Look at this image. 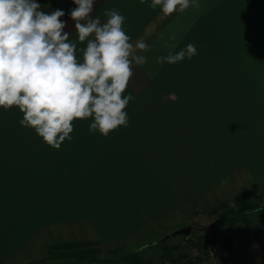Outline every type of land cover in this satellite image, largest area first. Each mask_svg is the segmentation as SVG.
I'll use <instances>...</instances> for the list:
<instances>
[{
    "label": "crops",
    "instance_id": "crops-1",
    "mask_svg": "<svg viewBox=\"0 0 264 264\" xmlns=\"http://www.w3.org/2000/svg\"><path fill=\"white\" fill-rule=\"evenodd\" d=\"M37 2L46 11L62 9L65 31L76 40L68 15L75 7L71 0ZM112 8L125 16L133 42L143 37L149 44L147 63L134 67L125 93L134 96L126 108V127L103 137L89 130L90 119L77 120L73 138L52 149L20 126L18 110L0 109V264L25 260L36 238L59 227L80 230L96 249L123 241L155 249L194 224L197 213L213 204L212 197L235 202L247 193V203L264 198V60L255 66L260 71H249L254 60L235 53L264 49V0H199V7L167 18L138 0H97L93 15L103 22L105 9ZM189 43L197 47L191 60L157 63ZM253 211L248 227L255 239L243 237L240 245L223 249L213 257L221 264L234 263L228 256L240 248L250 256L236 264H264V227L261 241L257 232L262 211ZM229 224L220 227L222 234L233 232ZM179 246L165 247L161 259L189 264ZM134 253L135 248L129 251ZM61 257L38 262L67 264L74 258ZM205 259L215 261L203 256L196 264L209 262ZM145 260L153 264L150 255Z\"/></svg>",
    "mask_w": 264,
    "mask_h": 264
},
{
    "label": "clouds",
    "instance_id": "clouds-1",
    "mask_svg": "<svg viewBox=\"0 0 264 264\" xmlns=\"http://www.w3.org/2000/svg\"><path fill=\"white\" fill-rule=\"evenodd\" d=\"M138 2L159 8L161 18L199 7V0ZM71 3L75 7L68 15L76 40L65 31L62 9L46 11L37 0H0V109L18 110L20 126L52 149L73 138L77 120L90 119L89 130L103 137L126 127V108L134 96L125 93L134 67L148 60L149 44L143 37L132 41L120 10L105 9L102 22L93 15L97 0ZM196 55V45L189 43L157 63L175 65Z\"/></svg>",
    "mask_w": 264,
    "mask_h": 264
},
{
    "label": "rangeland",
    "instance_id": "rangeland-1",
    "mask_svg": "<svg viewBox=\"0 0 264 264\" xmlns=\"http://www.w3.org/2000/svg\"><path fill=\"white\" fill-rule=\"evenodd\" d=\"M260 21L264 27V16L260 18ZM261 33H264V31H260V47L263 46V41L261 40V37L263 35ZM235 35L237 39H240V37L243 35V31L242 30L235 31ZM247 47L250 49L249 45ZM235 53L236 54H246L250 56L251 59L254 60V62H249V67H248L250 69L249 71H260V68L256 69L255 66H260V59L262 61L264 60V49H262V51L258 49L256 54H254L252 51H244V50H238ZM252 63H255V64H252ZM226 197L227 196H219L216 198L212 197V199L214 200L213 204L210 206L205 205L207 206V208L197 213V215L199 214L198 217L200 216L199 219H197L198 223L196 220L194 224H191L188 226V227H192V232H191L192 234L190 235H192L193 238H191V241L196 243V245H191L192 243L188 244L186 240H184L183 242L181 241L180 236H176L173 238V240L169 241L168 243L164 242L162 245H156L157 247H155V249L151 248L147 250V247H146L144 252H137L134 254H129V251L133 250L134 248L135 249L139 248L141 244L139 243L138 245H135L133 241H123L122 243H119L118 245H112L107 248L96 249V248H93L94 245H90V243L88 242V240L86 239V237L83 235V233L80 230L78 231L73 230V232L70 233L67 231L66 227H59L57 229L49 230V232L51 233L48 236L46 235V232H44L38 238H36V240H34V242H32V244L28 247L29 250L25 251L27 252L26 255L31 254L30 256L25 257L24 258L25 260L19 259L18 262L14 260L13 262H10L9 264H24V262L26 264L28 261H32V264H53L54 261H51V262H48V261L38 262V261L44 260V258L46 257L48 260H52L54 257L60 256L62 254H65L66 256L61 257V258H66V257L70 258V256H73L74 258H71L70 260L69 258L66 259V260L72 261L73 264H145L146 263L145 257L148 255H150V257L152 258L153 264H170L169 259L164 260V259H161L160 257V255L162 254V250L165 247L168 248V251L177 250L178 244H180L179 246L181 247V249L179 248L180 250H182L184 244H186L185 249L191 248V247L200 248L197 246L198 244L202 245V247L204 248L207 244L206 243L202 244V239L204 237H207L208 233H213L215 237L218 235H230L233 233L232 235L237 236L238 239L251 236L252 240H254L255 239L254 233L250 234L252 230H250L251 227H248V226L250 225L252 221H254V212L256 211H252L248 207L245 208V211L243 212V215H242V219H237V222H235V224L233 225L232 227L233 232L231 233L227 232L225 234H222L220 232L221 231L220 227L227 224L229 221H226L223 225H220L217 228L213 227L219 224L220 215L226 213L232 207L234 203L233 200L226 201L227 199ZM209 198H211V196ZM263 200L264 198H261L260 203L256 202L254 199L249 200L248 202V203L257 204L258 205L257 207H259L260 210L262 211L260 212V231H257L260 233V241H261V238L263 237L262 228L264 227V216H261V213H264ZM222 206H225V208H223ZM211 210H214V211H211ZM253 210H255V208ZM165 226L166 224H162L158 227V229L163 231ZM196 227H198V229H196ZM72 229H74V227ZM162 235L159 237L158 240L163 238ZM197 235L200 237H197ZM80 241H83L86 243H80ZM180 241L181 243H179ZM213 242L214 241L210 243H213ZM49 244L52 245V248L47 250V245ZM145 244L148 245L149 243L148 244L144 243L143 245ZM238 245H240V243ZM254 246L252 245L250 247H254ZM173 247H176V248L173 249ZM249 251L250 250H244L243 248H240L238 252L231 251V256H228V258L233 260L232 262L234 263L232 264H236L235 262L236 260H241L242 258H244V256L249 257L250 254H247ZM184 254H185L184 260L186 261V263H189V264L197 263V259L199 257L196 258L195 261H191L192 259L189 256V252L185 251ZM94 258H96V260H98L99 262H95L96 260ZM207 258H212V257H207ZM205 260L209 261L210 259H205ZM214 260L215 261H212V262L210 261L206 262V264L208 263L221 264L220 261H217L219 260V258L214 259ZM69 261H67V264H72ZM65 262L66 261H62L61 263V261H59L58 263L64 264Z\"/></svg>",
    "mask_w": 264,
    "mask_h": 264
},
{
    "label": "trees",
    "instance_id": "trees-1",
    "mask_svg": "<svg viewBox=\"0 0 264 264\" xmlns=\"http://www.w3.org/2000/svg\"><path fill=\"white\" fill-rule=\"evenodd\" d=\"M247 193H243L241 196L239 197H236L234 199V203L232 205V207L224 214L220 215L219 217V224L216 225V226H213L214 228H217L218 226L220 225H223L226 221H230L232 224H231V227H233V225L235 224V222H237V219H242V215H243V212L245 211V208L248 207L249 209H251L253 211V209H257L258 205L257 204H253V203H247L246 202V197H247ZM223 208H225V206H222ZM229 222H228V227H229ZM233 234V233H232ZM232 234L230 235H218V236H221L225 239H228L230 236H232ZM213 236L214 234L211 233L210 235H208L207 237H204L202 239V244L203 243H208V242H211L213 241ZM191 238V237H189ZM189 238L186 239L187 242L189 243H192V244H196L194 242H192ZM204 241V242H203ZM200 245V244H198ZM60 256H65V254H62ZM96 260V258H94ZM95 262H99L98 260H96Z\"/></svg>",
    "mask_w": 264,
    "mask_h": 264
},
{
    "label": "built area",
    "instance_id": "built-area-1",
    "mask_svg": "<svg viewBox=\"0 0 264 264\" xmlns=\"http://www.w3.org/2000/svg\"><path fill=\"white\" fill-rule=\"evenodd\" d=\"M200 217V216H199ZM213 243H206L207 245L203 248H197V247H191L187 248L186 251L189 252V256L191 257V261H195L198 257H215L219 253L222 252L225 248H234L238 246L240 239L237 238V236L232 235L228 239H225L221 236H218L215 240H213ZM212 242V241H211ZM186 244L183 245V248H185Z\"/></svg>",
    "mask_w": 264,
    "mask_h": 264
},
{
    "label": "water",
    "instance_id": "water-1",
    "mask_svg": "<svg viewBox=\"0 0 264 264\" xmlns=\"http://www.w3.org/2000/svg\"><path fill=\"white\" fill-rule=\"evenodd\" d=\"M191 231H192L191 227H186L181 230L175 231L172 234V236H180V237L188 238Z\"/></svg>",
    "mask_w": 264,
    "mask_h": 264
}]
</instances>
